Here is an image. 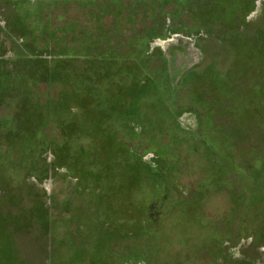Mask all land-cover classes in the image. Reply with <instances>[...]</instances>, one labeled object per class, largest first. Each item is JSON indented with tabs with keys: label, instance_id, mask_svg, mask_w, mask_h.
<instances>
[{
	"label": "rangeland",
	"instance_id": "rangeland-1",
	"mask_svg": "<svg viewBox=\"0 0 264 264\" xmlns=\"http://www.w3.org/2000/svg\"><path fill=\"white\" fill-rule=\"evenodd\" d=\"M25 2L0 0V264H264V0H135L159 26L115 49Z\"/></svg>",
	"mask_w": 264,
	"mask_h": 264
},
{
	"label": "flooded vegetation",
	"instance_id": "flooded-vegetation-1",
	"mask_svg": "<svg viewBox=\"0 0 264 264\" xmlns=\"http://www.w3.org/2000/svg\"><path fill=\"white\" fill-rule=\"evenodd\" d=\"M134 1L135 0H26L25 7H40L42 12H44L43 18L48 23L49 14H51V10L49 9L53 10V5L59 2L62 4V6L60 5V10L63 14L66 10L75 13L74 17H67L65 21L61 23L63 24L61 25V29L57 28V30H61V39H66L69 45L75 46L79 41H75L72 38L80 34L82 41H84L83 38H96V41L87 42L90 46H109L115 49L117 46H124L126 41L130 42L134 36L144 39V36H146L149 31L159 26L151 22L160 21L157 16V13H160L159 9H157L156 12L150 13L151 15L156 14V17H150L148 15L143 16V14H145L143 13V7L137 5H135L136 7L132 6ZM162 1L165 2L166 0ZM167 1L175 3L178 0ZM37 19L36 17V22ZM177 23L176 19H174L173 26H177L175 25ZM32 24V21H30L28 26L30 27ZM130 33H132L131 37H126V35ZM159 37L160 36L157 38ZM58 40L59 36H51L41 43L44 45H54ZM62 43L64 44V42ZM152 43L153 41L151 45ZM148 45H150V43ZM98 51L101 52L100 49ZM106 56L116 57L118 55L108 53Z\"/></svg>",
	"mask_w": 264,
	"mask_h": 264
}]
</instances>
